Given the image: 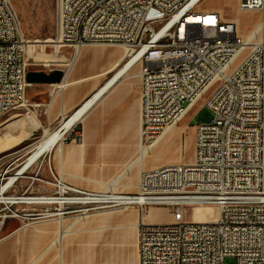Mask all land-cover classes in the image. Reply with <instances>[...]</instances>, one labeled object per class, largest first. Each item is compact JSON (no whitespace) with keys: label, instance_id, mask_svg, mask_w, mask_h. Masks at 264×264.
<instances>
[{"label":"built area","instance_id":"obj_1","mask_svg":"<svg viewBox=\"0 0 264 264\" xmlns=\"http://www.w3.org/2000/svg\"><path fill=\"white\" fill-rule=\"evenodd\" d=\"M202 2L56 0L60 49L117 46L125 53L121 70L140 66L141 153L151 152L187 116L197 92H211L213 118L197 128L194 162L143 169L137 193L85 190L61 176L47 182L39 177L44 158L22 195H7L19 179L6 190L7 200L0 201V212L10 211L5 219H27L12 209L11 200L22 198L31 203L17 204L37 207L30 214L35 218L135 206L138 264H224L228 257L264 264V50H252L234 22L200 9ZM239 7L261 13L264 34V0H240ZM28 50L12 0H0V117L26 105ZM226 62H236V76L222 74ZM68 140L82 142L78 122L62 142ZM36 181L55 190L27 196ZM110 193H119V201H110ZM154 206H170L174 221L149 222ZM188 207H213L216 220L189 221Z\"/></svg>","mask_w":264,"mask_h":264},{"label":"rangeland","instance_id":"obj_2","mask_svg":"<svg viewBox=\"0 0 264 264\" xmlns=\"http://www.w3.org/2000/svg\"><path fill=\"white\" fill-rule=\"evenodd\" d=\"M12 2L21 22L22 31L29 40V45L35 44L32 54L28 50L27 77L43 74L47 78H51L58 74H65L69 69L68 63L72 60L71 53L74 48L65 46L57 52L54 43H48L45 48H42L43 41L56 38V0H12ZM239 5L240 0H203L200 9L216 11L225 21L234 22L237 25L239 35L247 39L260 25L262 21L261 13L259 11L242 12ZM113 51L119 52L118 49ZM247 52H244L243 56ZM34 94L35 86L31 84L27 91L26 105L0 117V140L9 132L18 137H23L31 132L22 142L0 153V180L5 177L4 184L8 182L11 176L18 173L44 137L45 133L40 128L32 130L31 126L33 125L28 121V117H34L37 121L34 113L28 111L31 106L30 97ZM212 118L213 114L210 108L206 106L205 101L198 102L191 108L185 119L178 126L172 128L169 134L153 148L151 153L144 159L143 164L138 163L119 180L118 186L121 187L115 188L114 191L130 192V187L138 180L143 165L146 168H155L165 163L194 162L197 128L201 123L209 122ZM15 139L19 138L15 137ZM49 152L45 153L25 174L19 177L16 187L9 190L7 195H22L26 187L32 182V178L36 177L44 158V165L39 177L47 182H53L55 177L61 176L59 172L52 169L51 162L47 158ZM123 171L70 172V177H73V180H69V182L77 184V187L85 190H103L107 189L109 184ZM3 174L5 175L3 176ZM61 177L68 182L64 175ZM47 182L36 181L34 184L35 189L30 190L27 196L53 192L55 187ZM38 189H41L42 193H38ZM3 207L4 205L1 204L0 209ZM36 208L34 205L27 204H16L12 207V209L18 210L22 214L29 215L27 219H5L4 215L10 214V211L0 212V221L5 222L3 227L10 222L13 223V226H24L29 232L27 239L31 249L30 258L24 264H38L39 256L43 258L44 254H46V258L53 256V252L59 248L58 245L51 247L55 237L46 236L47 245L39 247L38 239L40 236L37 229L59 227L60 218H63V227L69 226L70 230L73 227L81 229V237L85 236L88 240V250L86 251L82 248L81 243L77 244V264H79L80 258L84 256L88 258L94 254L99 238H101L102 251L107 253L109 262L113 264H138L137 241H135L133 232H126V242L122 244L118 240L119 229L117 226L120 216L125 217L128 223H135L139 219V209L137 207L87 213L79 212L49 218L30 216ZM45 209V206L38 207L37 211L42 212ZM215 211L213 207H188L185 210V217L189 221H198L206 218L207 215L214 214ZM149 218L150 222L156 224H168L174 221V212L170 206H154V213ZM224 264H237V260L234 257H228L225 259Z\"/></svg>","mask_w":264,"mask_h":264},{"label":"crops","instance_id":"obj_3","mask_svg":"<svg viewBox=\"0 0 264 264\" xmlns=\"http://www.w3.org/2000/svg\"><path fill=\"white\" fill-rule=\"evenodd\" d=\"M116 49L119 50L118 53L113 51ZM71 55L74 59L69 61L70 67L66 73L61 74L62 79L59 84L33 83L35 94L30 97V107L38 122L34 117H28V121L30 120L29 122L33 125L32 130L40 128L46 134L66 122L84 104L87 105L93 101L78 121L82 142L59 141L48 153L47 158L51 162L52 169L59 172L61 176L64 175L68 179V182L65 181L74 186L77 184L69 182L73 180L70 172L124 170L109 184L108 187L114 190L121 187L118 186V182L129 170L138 163L143 164V162L135 164L141 154V80L139 77L141 68L134 66L126 69L124 73L121 72L125 53L121 47L117 46L85 45L77 52L73 49ZM100 92L102 93L97 99L96 95ZM29 133L23 137L10 134L24 140ZM143 169L153 168L141 166L139 178ZM139 178L130 187V192L123 193H137ZM38 193H42L41 189H38ZM148 212L149 220L154 213V207H151ZM140 218V212L139 219L135 223H128L125 217H119L117 222L119 242L122 244L126 242L127 231L133 232L135 241H138ZM68 227L37 229L40 236L39 247L47 245L46 236H54L55 241L64 234L61 242L54 245H58L59 248L53 252V256L48 258L46 254L43 258L39 256L38 264H77V244L81 243L86 251L88 240L85 236L81 237V229L73 227L70 230ZM0 233L2 235L0 264L28 262L31 249L27 239L29 233L27 229L22 225L13 226V223L9 222ZM95 247V255L80 258L79 264H113L107 259V253L102 251L101 238L97 239Z\"/></svg>","mask_w":264,"mask_h":264},{"label":"bare ground","instance_id":"obj_4","mask_svg":"<svg viewBox=\"0 0 264 264\" xmlns=\"http://www.w3.org/2000/svg\"><path fill=\"white\" fill-rule=\"evenodd\" d=\"M262 31H263V23L261 22L260 25L256 28V30L251 35H249L247 37V39L250 40V47L252 50H264V34L262 33ZM258 35H260V36H258ZM48 43L49 44L54 43L56 51L57 52L60 51V46L57 45L55 43V40L52 38H49V39L43 41L42 42V48H45L46 44H48ZM34 48H35V44L29 45V53L30 54H32ZM44 56H48V55H44ZM71 66H73V65H71ZM128 67H126L120 71L124 72V71H126V69H128ZM222 74L224 76H236V74H237L236 62H226L225 65L222 67ZM202 100H204L206 106L210 108V106L212 105L211 92H197V95L195 98V105ZM92 102L93 101L89 102L87 105L85 104L81 110L76 112L73 116H71L61 126H59L58 128H56L53 131L47 132L44 135L43 139L38 143L37 147L35 148V150L31 154V156L27 159V161L24 163V165H22V167L19 169V171H18L19 173L11 176L9 178L8 182L6 184H4L3 187L0 189V201H6L7 200V197L5 196L6 190L15 181H17L21 175L25 174V172L28 170V168H30L32 165H34L45 153L51 151L59 141L63 140L66 130H68L72 125H74L75 123H77L79 121L80 117L83 115V113H85V111L88 109V107H90ZM179 123L180 122L174 123L172 125V128L178 126ZM169 131H167L162 136L161 140L166 137V135L169 133ZM22 140H23V138L15 139V137L10 133L5 134L4 137L0 140V153L12 148L13 146L20 143ZM150 153L151 152H148L147 154H146V152L141 153L139 158L135 161V164L138 162H143V160L146 158V156H148ZM107 189L113 190L112 188H109V187ZM11 201L13 203H16V204L17 203H31V200L29 198H25V199L22 198L20 200H11ZM110 201H119V193H110ZM214 220H216V211L214 214H211L209 216L207 215L206 218L199 220V221H214ZM59 222H60V226L63 228V218H60ZM2 225H3V222H0V228L2 227ZM63 237H64V234H62L60 237H58L54 242H52L51 247L55 244H59Z\"/></svg>","mask_w":264,"mask_h":264},{"label":"water","instance_id":"obj_5","mask_svg":"<svg viewBox=\"0 0 264 264\" xmlns=\"http://www.w3.org/2000/svg\"><path fill=\"white\" fill-rule=\"evenodd\" d=\"M61 79H62V75L61 74H58V75H56V76H54V77H51V78H47L45 75H43V74H39V75H37V76H31V77H27V81H28V83L31 85V84H33V83H36V82H49V83H53V84H59L60 82H61ZM102 92H104V90H102ZM102 92H100L98 95H96L97 96V99H98V97L100 96V94L102 93ZM95 97V96H94ZM93 99V98H92ZM96 99V100H97ZM61 125V124H60ZM59 125V126H60ZM58 126V127H59ZM67 131V130H66ZM66 133V132H65ZM19 173V172H18ZM18 173H16V174H18Z\"/></svg>","mask_w":264,"mask_h":264}]
</instances>
